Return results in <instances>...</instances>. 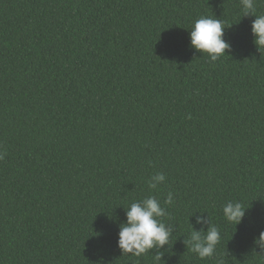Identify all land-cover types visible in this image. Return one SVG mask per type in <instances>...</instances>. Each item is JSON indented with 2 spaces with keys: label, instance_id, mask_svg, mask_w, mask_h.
Listing matches in <instances>:
<instances>
[{
  "label": "trees",
  "instance_id": "trees-1",
  "mask_svg": "<svg viewBox=\"0 0 264 264\" xmlns=\"http://www.w3.org/2000/svg\"><path fill=\"white\" fill-rule=\"evenodd\" d=\"M241 15L240 0H0V264H264V50ZM202 16L225 26L215 62L190 45ZM149 195L169 243L122 254L125 208ZM228 201L247 207L237 225ZM196 214L220 230L211 258L187 244Z\"/></svg>",
  "mask_w": 264,
  "mask_h": 264
},
{
  "label": "clouds",
  "instance_id": "clouds-1",
  "mask_svg": "<svg viewBox=\"0 0 264 264\" xmlns=\"http://www.w3.org/2000/svg\"><path fill=\"white\" fill-rule=\"evenodd\" d=\"M242 15H252L250 32L252 42L258 52L264 50V14H256V0H240ZM225 26L219 19L202 16L196 19L190 29V45L196 51L206 53L210 62L217 61L230 49L229 43L224 39ZM0 152V159H3ZM165 174L157 172L147 181L149 189H156L165 182ZM164 205L174 203L173 193L170 191L163 201ZM246 208L238 201H228L222 207L224 218L239 224L245 216ZM198 213V212H196ZM193 214V213H192ZM191 214V215H192ZM168 212L161 205V201L154 195L132 202L125 208L126 219L119 224L117 233V247L122 254L141 256L152 249H163L168 245L169 238L173 232V225L166 224L161 218L166 217ZM195 222L207 225L205 234L202 229L196 230L192 227L190 237L187 241L190 251L196 253L199 258H211L216 252V246L221 240L219 228L212 224L209 216L196 214ZM253 244L264 253V230L253 238ZM162 251L155 254L157 261L162 260ZM217 264H224L223 258L217 260Z\"/></svg>",
  "mask_w": 264,
  "mask_h": 264
}]
</instances>
